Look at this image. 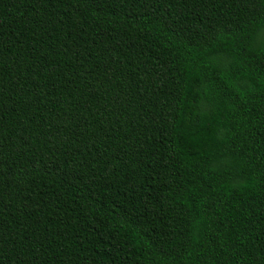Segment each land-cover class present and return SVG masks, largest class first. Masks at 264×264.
Listing matches in <instances>:
<instances>
[{"label": "trees", "instance_id": "trees-1", "mask_svg": "<svg viewBox=\"0 0 264 264\" xmlns=\"http://www.w3.org/2000/svg\"><path fill=\"white\" fill-rule=\"evenodd\" d=\"M0 264H264V0H0Z\"/></svg>", "mask_w": 264, "mask_h": 264}]
</instances>
